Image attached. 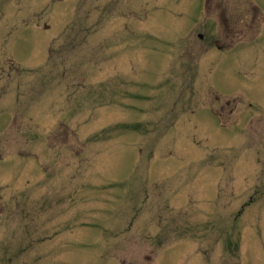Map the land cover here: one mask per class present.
<instances>
[{
	"label": "rangeland",
	"instance_id": "1",
	"mask_svg": "<svg viewBox=\"0 0 264 264\" xmlns=\"http://www.w3.org/2000/svg\"><path fill=\"white\" fill-rule=\"evenodd\" d=\"M204 2L0 0V264H264V0Z\"/></svg>",
	"mask_w": 264,
	"mask_h": 264
},
{
	"label": "flooded vegetation",
	"instance_id": "2",
	"mask_svg": "<svg viewBox=\"0 0 264 264\" xmlns=\"http://www.w3.org/2000/svg\"><path fill=\"white\" fill-rule=\"evenodd\" d=\"M202 1L203 2L205 1L204 2L205 4H203V8H202L203 14H204V11L206 10V8L208 6V1H210V0H202ZM253 6H254V8H251V12L253 14V18L250 21H246L245 19H241V17H239L237 14L235 15V18H234V12L233 13L230 12L229 14H226L227 13L226 10H224V12L219 11L218 15H219L220 18L223 19L224 26L226 27V29H228L230 32L231 31L232 32H236V35H238V33L240 34L242 32V31H239V29H242L241 27H238L240 24L246 26L247 28L249 26H254V24H256L257 28H256V31H255V34H257V36H258L260 25L263 22V20L260 21V15H259V12H258V8L254 4H253ZM239 19H241L240 22H239ZM97 35H99V36L96 37V38L100 39L101 41H103V39H104L103 38V34H97ZM257 36L255 38L251 39L249 41V43H251L252 40L253 41L256 40ZM227 41H229V40H227ZM229 43H230L229 44L230 46H228V47H233V44H234V46L239 45V43L245 44V43L241 42L240 40L238 42L230 40ZM49 50L50 51L48 53L52 52L51 49H49Z\"/></svg>",
	"mask_w": 264,
	"mask_h": 264
}]
</instances>
